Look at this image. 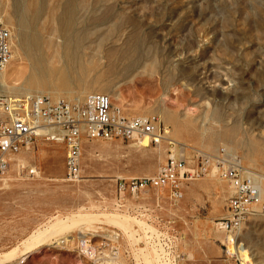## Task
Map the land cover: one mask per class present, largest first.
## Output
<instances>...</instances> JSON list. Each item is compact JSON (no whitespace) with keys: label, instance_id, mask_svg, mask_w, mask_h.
I'll list each match as a JSON object with an SVG mask.
<instances>
[{"label":"rangeland","instance_id":"rangeland-1","mask_svg":"<svg viewBox=\"0 0 264 264\" xmlns=\"http://www.w3.org/2000/svg\"><path fill=\"white\" fill-rule=\"evenodd\" d=\"M34 1L0 0L14 56L0 93L106 94L128 117L156 115L165 134L148 147L83 136L77 179L66 174L63 142L36 138L22 149L0 174V257L19 252L4 264H156L153 234L175 241L176 264H242L237 249L263 263L257 207L239 244L215 224L230 218L232 189L219 172L233 159L264 189V0H39L37 17ZM67 11L70 61L57 20ZM30 31L46 44L53 76L44 82L31 81ZM170 157L189 169L182 197L147 187L131 205L138 211L119 210L118 182L154 177Z\"/></svg>","mask_w":264,"mask_h":264},{"label":"built area","instance_id":"built-area-1","mask_svg":"<svg viewBox=\"0 0 264 264\" xmlns=\"http://www.w3.org/2000/svg\"><path fill=\"white\" fill-rule=\"evenodd\" d=\"M11 55V34L0 22V71L7 66ZM164 134L165 129L156 115L128 117L112 105L106 94L90 93L80 99L36 93L15 97L0 93V174L7 171L16 155L24 148L28 149L36 138L63 142L66 174L70 179H77L81 172L79 149L83 136L90 139L139 140L147 135L150 143L158 144ZM29 173L35 171L30 170ZM188 173L183 159L170 157L154 177L120 180L116 185L119 197L117 208L126 213L134 209L138 211L139 208L131 205L141 201L147 187L167 189L169 199L178 201ZM219 177L227 181L232 195L229 200L230 218L215 225L226 233L228 244L236 245L241 223L251 208L257 207L264 214V189L253 175L244 174L238 159L222 167ZM149 239L156 250V264L177 263L174 240L160 242L157 234ZM240 245L243 246V243Z\"/></svg>","mask_w":264,"mask_h":264},{"label":"bare ground","instance_id":"bare-ground-1","mask_svg":"<svg viewBox=\"0 0 264 264\" xmlns=\"http://www.w3.org/2000/svg\"><path fill=\"white\" fill-rule=\"evenodd\" d=\"M36 1H37V4H35V5H37V6H34L35 8L33 9V12H32L33 16H35V17H37L38 10H39V5H38L39 4V0H35L34 2H36ZM32 7H33V5H32ZM70 19L71 18H70L69 11H67L65 14H62V15L58 16V18H57L59 23L64 24L65 26L68 27L67 28V35H66L65 44L63 45V47L65 48V50L67 52L66 54H67V58H68L69 61L72 59L71 58V56H72V48H73V44H74L73 43L74 42L73 38L70 37V35H71L70 28H69V26L71 24V20ZM60 30L61 29L58 30V32H59L58 34L62 35ZM44 42L42 41L41 37L37 33H34L33 31L30 34L29 33L26 34V36L24 38V45L26 47V51L28 53H30V55H32L31 57L34 58V61H33V64H32V70L30 71V77L32 78L31 81L44 82L47 78H50V77L53 76V72L52 71L50 72V71H48L46 69L45 54H44L45 52L43 51V49L46 47V44ZM50 44L52 45L53 43L50 42L49 45ZM50 46H48V47H50ZM46 52H48V51H46ZM13 58H14V56L11 55L10 61ZM138 141H139V143H140V145L142 147H148L149 146V137L147 135H144ZM79 151H80V149H79ZM81 219H71L70 221L76 223V222L80 221ZM62 226H63V228H65L67 226V223H65V225H62ZM216 227L218 228V226H216ZM35 235L37 236V234H35ZM232 247L229 246V250L230 251L235 249V248H232ZM237 250H235L236 253L238 254L236 256H239L242 264H264L263 261H262L263 263H260V262H257V261H256V263H253V260H251L253 257H251L248 254V251L246 249H240L239 251H237ZM18 253L19 252L16 251L15 249L13 251L5 253L4 256L0 257V264L9 263V262H12V261L16 260L17 257L19 256ZM24 258H25V256H24Z\"/></svg>","mask_w":264,"mask_h":264}]
</instances>
